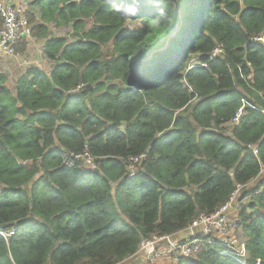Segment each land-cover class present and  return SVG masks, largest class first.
<instances>
[{
  "label": "trees",
  "instance_id": "obj_1",
  "mask_svg": "<svg viewBox=\"0 0 264 264\" xmlns=\"http://www.w3.org/2000/svg\"><path fill=\"white\" fill-rule=\"evenodd\" d=\"M29 1L53 69L14 89L0 75V228L16 229L0 264H121L238 187L233 220L249 263L264 264V0ZM85 152L95 169L63 165ZM178 264L235 262L206 245Z\"/></svg>",
  "mask_w": 264,
  "mask_h": 264
},
{
  "label": "built area",
  "instance_id": "obj_2",
  "mask_svg": "<svg viewBox=\"0 0 264 264\" xmlns=\"http://www.w3.org/2000/svg\"><path fill=\"white\" fill-rule=\"evenodd\" d=\"M29 5V0H0V15L2 18L0 60L15 58L19 42L21 40L27 42L32 39V31L27 17ZM255 42H261L264 45V37L256 38ZM223 55V48L219 45L209 59L215 61ZM197 60H194V64H198ZM201 66L207 67L206 64H201ZM243 108L244 106L236 114L233 122H239L243 114ZM261 112L264 115V110ZM248 149L258 159V147L250 145ZM144 160H146V155L134 158L129 162V177H134L139 173L138 166ZM79 162H83L90 169L96 168L95 160L88 152L79 155L64 154L63 165L65 167L74 168ZM261 174H264V165L261 167ZM242 189L243 187H238L225 206L211 215L201 214L185 230L172 235H152L143 239L138 252L130 259L135 258L141 252L145 256V264H157L163 259H172L177 264L183 259L196 256L204 246L209 245L218 247L219 254L231 258L235 264H252L248 261L250 254L247 251L244 239L240 240L231 236V229H235L236 224L231 221L229 214L233 209L242 206L239 201ZM15 232V228L9 231L0 228V236L7 243L11 237L15 236ZM254 264H262V262L257 259Z\"/></svg>",
  "mask_w": 264,
  "mask_h": 264
},
{
  "label": "rangeland",
  "instance_id": "obj_3",
  "mask_svg": "<svg viewBox=\"0 0 264 264\" xmlns=\"http://www.w3.org/2000/svg\"><path fill=\"white\" fill-rule=\"evenodd\" d=\"M48 32L52 36L64 37L69 42L73 40L71 37L72 28L68 25H62L61 27H58L55 24H50L48 26ZM44 42V39L32 36V39L24 42L19 50L17 49V55L15 56V58L0 60V75H4L7 77V85L10 87V89H14L17 80L24 76L27 70L31 69L32 66L38 67L47 73L50 72L51 63L43 55ZM109 50L111 49L106 48L104 51L108 52ZM253 186L254 184H252L250 188ZM236 211L237 208L233 209L229 214L231 221H233L235 224L236 221L233 219ZM231 236L242 240V237L236 228L231 229ZM145 262V256L140 252L135 258L127 260L121 264H145ZM157 264L175 263L172 259H163L160 260Z\"/></svg>",
  "mask_w": 264,
  "mask_h": 264
},
{
  "label": "water",
  "instance_id": "obj_4",
  "mask_svg": "<svg viewBox=\"0 0 264 264\" xmlns=\"http://www.w3.org/2000/svg\"><path fill=\"white\" fill-rule=\"evenodd\" d=\"M181 29H182V24H180L176 32L178 33Z\"/></svg>",
  "mask_w": 264,
  "mask_h": 264
},
{
  "label": "crops",
  "instance_id": "obj_5",
  "mask_svg": "<svg viewBox=\"0 0 264 264\" xmlns=\"http://www.w3.org/2000/svg\"><path fill=\"white\" fill-rule=\"evenodd\" d=\"M51 63V62H50ZM51 69H53V64L51 63ZM51 69H50V71H51Z\"/></svg>",
  "mask_w": 264,
  "mask_h": 264
}]
</instances>
